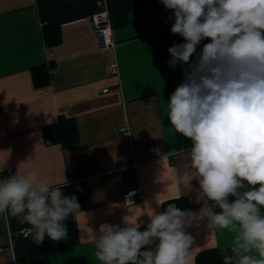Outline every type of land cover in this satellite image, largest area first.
Listing matches in <instances>:
<instances>
[{
    "label": "crops",
    "instance_id": "crops-1",
    "mask_svg": "<svg viewBox=\"0 0 264 264\" xmlns=\"http://www.w3.org/2000/svg\"><path fill=\"white\" fill-rule=\"evenodd\" d=\"M135 1L127 24L113 27L114 45L105 51L90 17L108 10L107 0H0V178L10 176L8 170H38L59 184L63 172L68 184L62 188L82 187L85 194L81 213L64 222L68 234L60 241L46 236L37 245L32 232L21 233L27 223L0 215V264H99L93 231L100 224L123 226L124 218L140 216L145 229L146 201L157 211L178 198L193 211L202 207L195 202V180L188 191L171 179L173 168L188 165L191 147L166 116L186 67H170L167 50L176 39L184 41L171 32L165 38L174 21L160 0ZM115 61L118 74L109 70ZM49 63V82L37 85L33 69ZM60 116L76 121L78 143L63 146L45 132ZM133 188L141 194L128 208L123 194ZM187 231L194 238L189 264L200 251L230 246L234 236L208 229L206 222Z\"/></svg>",
    "mask_w": 264,
    "mask_h": 264
},
{
    "label": "clouds",
    "instance_id": "clouds-1",
    "mask_svg": "<svg viewBox=\"0 0 264 264\" xmlns=\"http://www.w3.org/2000/svg\"><path fill=\"white\" fill-rule=\"evenodd\" d=\"M160 2L172 12L171 34L184 41L168 48L167 63L186 66L166 116L191 141L188 165L173 168L171 179L188 191L195 180L202 207L169 203L157 211L146 201V228L140 216L123 226L100 224L94 256L99 264H189L194 238L187 229L206 222L234 234L221 249L223 264H264V0ZM62 176L59 184L38 170L0 178V215L27 223L37 245L46 236L66 239L64 222L81 213L76 195L61 190L68 184Z\"/></svg>",
    "mask_w": 264,
    "mask_h": 264
},
{
    "label": "trees",
    "instance_id": "trees-1",
    "mask_svg": "<svg viewBox=\"0 0 264 264\" xmlns=\"http://www.w3.org/2000/svg\"><path fill=\"white\" fill-rule=\"evenodd\" d=\"M135 0H107V6L111 17L112 27H120L126 25L128 22L127 16L129 10L135 5ZM170 28L164 30V36L169 40ZM46 41L50 43L51 37L45 32ZM176 44L178 41L176 39ZM52 63L36 66L33 69V76L37 85H45L49 82V69ZM45 132L48 136L61 143L63 146H69L78 143L79 141V129L74 119L65 116H60L55 122L45 128ZM68 190H61L65 195H76L80 204V210L84 205V190L82 187H67ZM169 203H174L180 209H189V202L184 198H178L175 200L167 201L164 204V210ZM141 230H144L141 228ZM222 248H212L200 251L196 257V264H223L222 261Z\"/></svg>",
    "mask_w": 264,
    "mask_h": 264
},
{
    "label": "built area",
    "instance_id": "built-area-1",
    "mask_svg": "<svg viewBox=\"0 0 264 264\" xmlns=\"http://www.w3.org/2000/svg\"><path fill=\"white\" fill-rule=\"evenodd\" d=\"M91 26L93 29V32L95 36L98 39L99 48L101 50H108L111 49L114 45V41L112 38L113 33V27L111 22L110 13L108 10H103L97 13H94L90 17ZM109 70L112 74H118L119 73V66L118 63L115 61L110 64ZM108 89H105L104 91H107ZM8 174H12L11 170L7 171ZM141 194V191L139 188H133L129 189L123 194V201H129L132 205L136 204L138 201V197ZM31 232L30 228H25L21 230V233L24 235H27Z\"/></svg>",
    "mask_w": 264,
    "mask_h": 264
}]
</instances>
